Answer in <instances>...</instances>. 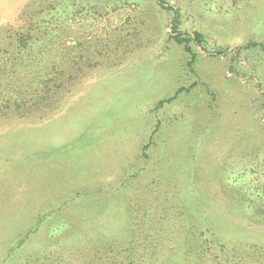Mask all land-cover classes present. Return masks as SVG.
Wrapping results in <instances>:
<instances>
[{"label":"rangeland","instance_id":"rangeland-1","mask_svg":"<svg viewBox=\"0 0 264 264\" xmlns=\"http://www.w3.org/2000/svg\"><path fill=\"white\" fill-rule=\"evenodd\" d=\"M165 1L0 0V264H264V0Z\"/></svg>","mask_w":264,"mask_h":264},{"label":"trees","instance_id":"trees-1","mask_svg":"<svg viewBox=\"0 0 264 264\" xmlns=\"http://www.w3.org/2000/svg\"><path fill=\"white\" fill-rule=\"evenodd\" d=\"M157 3L165 8V9H168V10H171L174 12V19H173V35L171 36L172 39H174L178 44H181L184 46V48L192 55L191 53V47H190V42L194 41L196 44H198L199 46L202 45V37L200 34L198 33H195L193 35V37H189V38H185L184 37V33L180 32L178 30V17H179V14H178V11L174 8V7H171L169 4L166 3L165 0H156ZM20 39H22V48L19 49L20 51L21 50H29L30 48L28 47V42H29V36H27L25 33H21L20 34ZM194 57V55H192ZM39 97L41 95H38Z\"/></svg>","mask_w":264,"mask_h":264}]
</instances>
